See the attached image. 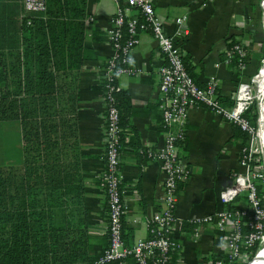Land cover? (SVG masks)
I'll return each instance as SVG.
<instances>
[{
    "label": "crops",
    "instance_id": "0c3cea01",
    "mask_svg": "<svg viewBox=\"0 0 264 264\" xmlns=\"http://www.w3.org/2000/svg\"><path fill=\"white\" fill-rule=\"evenodd\" d=\"M153 4L168 33L174 32L176 17L187 16L189 32L182 49L198 82L204 83L214 76L219 96L227 98L237 82L254 74L262 44L258 0H153ZM115 7L114 0H84L85 58L78 74L77 71L74 74L82 204L89 234L83 245L90 243L93 253L102 251L108 242L106 192L100 183L105 168L106 115L102 70L112 52L107 29ZM0 10L17 23L24 11L21 0H0ZM230 41L248 46L249 58L242 70L231 67L225 58ZM162 62L152 33L144 29L131 52L129 64L135 72L117 77L119 86L129 95V103L123 107L129 137L120 151L126 245L149 235L147 217L162 207V167L159 161L145 155L147 148L154 150L163 142L162 113L158 106ZM240 143L232 122L205 106L189 109L185 139L179 144L188 177L179 181L176 188L173 234L177 245L171 249L170 264H208L213 256L225 254L222 232L198 220L217 208L219 192L229 183L230 172L241 170ZM247 204L244 193L231 202L235 208ZM63 256H71L78 262L81 255L59 249L49 252L43 261L37 256L32 264H56ZM123 264H133L132 257H127Z\"/></svg>",
    "mask_w": 264,
    "mask_h": 264
},
{
    "label": "trees",
    "instance_id": "16d2710c",
    "mask_svg": "<svg viewBox=\"0 0 264 264\" xmlns=\"http://www.w3.org/2000/svg\"><path fill=\"white\" fill-rule=\"evenodd\" d=\"M84 18V0H46L44 10L23 14L19 23L0 10V120H18L21 140L20 160L0 164V264H32L37 256L43 261L59 249L81 256L78 262L63 256L56 264H91L102 252L93 253L90 243L83 245L89 234L82 204L74 74L85 58ZM262 49L261 44V55ZM224 55L231 67H237L235 54ZM183 58L194 78L187 55ZM248 58L247 54L245 63ZM113 94L120 126V169V151L129 137L123 115L129 95L120 86ZM218 97L224 105L233 102L229 96ZM257 115L253 100L245 116L257 126ZM235 128L248 143L249 135ZM257 163L262 169L260 158ZM263 183L264 179L257 181L264 205ZM242 218L248 220L247 215ZM259 242L241 247L247 261L238 264L255 259Z\"/></svg>",
    "mask_w": 264,
    "mask_h": 264
},
{
    "label": "built area",
    "instance_id": "2783aa9c",
    "mask_svg": "<svg viewBox=\"0 0 264 264\" xmlns=\"http://www.w3.org/2000/svg\"><path fill=\"white\" fill-rule=\"evenodd\" d=\"M21 1L24 15L31 11H42L46 7V0ZM114 2L116 7L107 29L112 52L102 70V98L106 115L105 168L100 175V183L106 192L108 243L91 264H108L116 259L124 261L127 257H132L133 264H169L171 249L177 245L173 234L176 188L179 181L188 177L186 163L179 154V144L185 139L189 109L199 105L207 107L249 135L248 143H240L238 148L241 170L230 172L229 183L219 192L217 208L198 220L214 226L222 232L224 238V256L210 260L208 264H238L247 256L241 251V247L248 248L255 241H260L264 230V205L257 188V181L264 179V173L257 163V150L254 148L258 129L245 116L253 101L252 85L250 82L240 81L229 94L232 104H222L218 97L217 79L209 76L200 85L185 65L182 43L189 32L186 15L174 19L175 30L171 34L164 29L163 18L157 15L153 0ZM144 29L152 33L157 52L163 58L158 82L163 142L154 150H145V155L159 161L162 167V207L147 217L149 235L137 238L132 245H126L122 237L125 205L120 185V126L113 91L119 87V75L135 72L129 64L131 52L139 42V32ZM226 54H235L238 59L237 67L241 69L245 66L248 46L242 42H234L227 47ZM255 76L251 77L252 81ZM241 193L246 195L248 204L231 208V202ZM245 215L248 220H243ZM244 225L248 228L246 231L243 230Z\"/></svg>",
    "mask_w": 264,
    "mask_h": 264
},
{
    "label": "rangeland",
    "instance_id": "374dc122",
    "mask_svg": "<svg viewBox=\"0 0 264 264\" xmlns=\"http://www.w3.org/2000/svg\"><path fill=\"white\" fill-rule=\"evenodd\" d=\"M258 2L260 4V15H261L260 25H261L262 48H263L262 50L264 51V25H263L264 24L263 23L264 22V9L262 6V0H258ZM263 66H264V52L262 55L260 54L258 56V60L256 63L255 72H254L255 75H257V74L258 75H257L255 81L251 80V77L254 74L246 80L247 82H250L252 85L253 100H255V102H256V107H257V111H258L257 124H256L257 129H259V124L261 122L260 111H261V109L263 110V106H264V94L259 93V91H258V76H259ZM243 68H241L239 70H242ZM239 82H237L235 84V86H237V84ZM242 143H244V142H242ZM20 144H21L20 126H19L18 120H16V119L0 120V164L6 163V162L7 163L18 162L20 160ZM254 148L257 150L256 153H257L258 158H260V160H261V164L263 167L262 171L264 173L263 151H262V148H261V145H260V142H259V139L257 136H256ZM263 190H264V183H263ZM262 198H264V194H263ZM262 237H263V235H262ZM261 242H262V238L259 242V245H260L258 248L259 250L261 248ZM259 250H257V251L259 252ZM257 251H256V253H257ZM243 261H247V257L244 260H242L241 262H243ZM250 262L248 264L252 263V262L251 263Z\"/></svg>",
    "mask_w": 264,
    "mask_h": 264
},
{
    "label": "bare ground",
    "instance_id": "6f19581e",
    "mask_svg": "<svg viewBox=\"0 0 264 264\" xmlns=\"http://www.w3.org/2000/svg\"><path fill=\"white\" fill-rule=\"evenodd\" d=\"M262 6L264 9V0H262ZM257 75L255 76L254 81H255ZM258 91H259V93L264 94V66H263V68H262V70L258 76ZM260 115H261V118H260L261 122L259 124L257 137L259 139V142H260V145H261V148L263 151V157H264V106H263V110L261 109V111H260ZM251 264H264V233H263V237H262L261 248H260L255 260Z\"/></svg>",
    "mask_w": 264,
    "mask_h": 264
},
{
    "label": "water",
    "instance_id": "95a60500",
    "mask_svg": "<svg viewBox=\"0 0 264 264\" xmlns=\"http://www.w3.org/2000/svg\"><path fill=\"white\" fill-rule=\"evenodd\" d=\"M255 255H256V254H255ZM254 257H255V256H254ZM254 257H253V258H254ZM248 262H250V261H248Z\"/></svg>",
    "mask_w": 264,
    "mask_h": 264
}]
</instances>
